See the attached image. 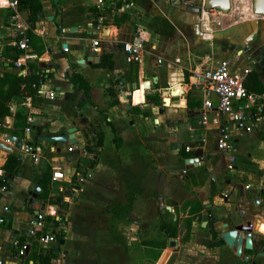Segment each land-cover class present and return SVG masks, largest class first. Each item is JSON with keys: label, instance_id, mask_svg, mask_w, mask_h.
I'll return each instance as SVG.
<instances>
[{"label": "crops", "instance_id": "crops-1", "mask_svg": "<svg viewBox=\"0 0 264 264\" xmlns=\"http://www.w3.org/2000/svg\"><path fill=\"white\" fill-rule=\"evenodd\" d=\"M171 2L180 8L174 22L180 23L175 38L166 39L160 48L159 35L149 26L153 29L167 13L157 9L156 0H104L102 6L94 0H20L21 18L29 31V49L24 52L15 44L17 32L10 24L9 11L0 6V102L7 98L12 76L22 78L36 73L40 78L39 84L34 83L33 95L22 91L4 102L9 114L0 107V173L13 176L8 181L0 179V202L9 207L0 228L2 264H33L31 257L39 252L50 257L49 264H112V258L94 252V224H85L82 217L104 194L100 184L114 180L120 172L122 187L134 183L140 193L131 188L134 193L128 192L122 203L114 204L118 209L124 207L125 212H130L135 197H152L164 181L172 180L190 192L189 198H195L188 204L186 220L180 222L174 217V221L199 224L194 217L196 212H203L204 206L216 216L230 211L233 221L253 222L252 248H242L245 254H252L244 255L246 261L235 254L237 264H254V256L264 252L255 245L259 236L264 237L258 225L264 224V211H259L264 208V113L259 112L250 123L233 122L226 115L212 112L202 119V93L193 86L191 78L193 70L227 62L232 74L243 80L247 73H254L256 82H251L247 90L252 92L258 87L257 93L264 94V17L252 14L251 0H229L226 13L215 12L219 22L214 28L202 18L199 22V14L183 8L195 6L194 2ZM37 6L39 10L35 11ZM126 25L135 27L138 34L128 40L118 38L119 30ZM135 36L143 40L144 57L146 41H150L152 53L159 52L155 62L166 63L173 73L148 72L147 77L144 68L138 70V65L125 63L121 44ZM93 40H98L97 48L92 46ZM113 45L120 68L99 67L101 54L111 53ZM19 57H24L26 75H21L14 65ZM73 73L86 81L87 94L72 81ZM154 77L153 88H146L143 94L141 89L134 90V84L144 86ZM48 92L54 93L53 98L47 96ZM131 93L132 104L126 109V96ZM28 113L34 117L29 133L24 131ZM108 121L118 129L119 147L113 142ZM244 125H250V130H245ZM72 127L73 143L70 139H44L66 134ZM223 135H227V149L218 148ZM4 136L31 144L38 150L39 159L33 161ZM90 149L101 152V156L91 154ZM160 152L178 156L172 164L161 165ZM116 154L122 155V170L102 162ZM9 155L18 160L16 174L3 171ZM194 157H201L202 161L185 164V159ZM53 168H60L65 177L51 180ZM226 173L229 178H225ZM252 176L256 177L243 186L235 182ZM35 187L38 191L34 203H29ZM224 191L226 199L220 196ZM175 193L178 196L175 190L157 194L159 200L164 196L171 199L163 206L165 212L179 209L187 199L179 200ZM37 213L44 216L42 227L30 235V223ZM180 229L178 235L182 226ZM205 230L213 234L212 229ZM53 232L61 238L54 239ZM44 235L51 237L45 246L40 240ZM19 242L27 244L23 256L26 261L16 254Z\"/></svg>", "mask_w": 264, "mask_h": 264}, {"label": "rangeland", "instance_id": "rangeland-1", "mask_svg": "<svg viewBox=\"0 0 264 264\" xmlns=\"http://www.w3.org/2000/svg\"><path fill=\"white\" fill-rule=\"evenodd\" d=\"M156 1L158 2L157 9L166 12L167 16L162 17L161 21L163 23L156 24L152 27L153 29L149 26V29L154 30L155 35H159L157 39L159 40V47L162 48L166 39L175 38L176 28L180 22L177 24L174 22H176V19L178 20L180 8L171 0ZM180 2L185 4L186 1L180 0ZM188 2H194L195 6H198L200 0H189ZM198 16V21L201 22L200 13ZM209 25H214V28L218 27L217 23H210ZM136 33L138 34L135 27L126 25L119 30L118 38L122 39L124 37L128 40ZM189 38L192 39L190 34ZM150 44V41H146L145 57L141 65L137 66L138 70L144 68L147 71V77L148 72L149 75L153 72L161 75L173 73L172 70L168 69L166 63L155 62L156 54L159 55V52L152 53ZM125 66L128 67L129 65ZM132 117L137 116L132 114ZM88 152L101 156V152L95 151V149H90ZM177 156L176 153L172 156L171 153L160 152V164L170 165ZM102 162L110 168L121 169L122 155L118 157V154H116L107 157ZM227 170H231V166ZM118 174L114 180H105L100 184L99 187L102 191L104 190V194L96 200L95 205L86 211L85 216L82 217L85 224H94V235L92 236V241L96 244L94 252L100 253L103 257L112 258V264H237L238 257L235 255L234 249L227 247L219 239L217 233L210 234L209 231L201 228L198 223L178 224V220L180 222L186 220L189 214L188 204L193 203L195 199L189 198L190 192L183 189L182 184L166 180L162 183L164 185L159 187L152 197L146 194L135 197L131 211L125 212L124 208L118 209L119 206L114 204L122 203L125 199L124 196L132 191L131 188L135 190V193H140V188L138 185L136 187L134 183H127L126 186L122 187V172ZM254 177L237 179L235 182H240V185L243 186V184L252 181ZM225 178H229V175L227 174ZM256 185L259 186V183ZM217 189L214 188L213 191L217 192ZM166 190L178 192V196L175 193V197H178L179 200L187 198L179 209L171 212L164 211L163 206L168 205L171 199L164 196L159 200L157 194L161 196L166 193ZM224 195H227L225 191L220 194L222 198ZM205 196L201 197L202 201ZM206 198L208 200L210 197ZM122 209L124 212H122ZM114 210L118 211L117 216L114 214ZM174 217L177 218V221L173 220ZM180 225L183 230L178 235V232H181ZM258 225L260 226V232L264 234V224ZM172 229L174 230L171 234ZM185 231L186 237L184 238ZM175 241L176 244L173 243ZM255 245L261 251H264V237L259 236ZM251 254V252L246 254L242 252L239 258L241 259L244 255L250 257ZM120 256L122 260H119ZM252 261H254V264H264V257L254 256Z\"/></svg>", "mask_w": 264, "mask_h": 264}, {"label": "built area", "instance_id": "built-area-1", "mask_svg": "<svg viewBox=\"0 0 264 264\" xmlns=\"http://www.w3.org/2000/svg\"><path fill=\"white\" fill-rule=\"evenodd\" d=\"M94 1L98 6L104 4V0ZM202 3L203 0H200L198 5L202 21L204 20L207 24L218 23L219 19L215 12L220 13V11L214 9L205 10L202 8ZM0 6L9 11L10 24L17 32L16 46L23 52L28 51L29 38L26 35V26L22 21L19 10L20 0H0ZM101 20V17H99L98 23ZM91 44L94 48H97L99 42L98 40H93ZM63 50L66 51L67 48ZM121 50L125 63L131 65H139L142 63L144 58V45L140 36H135L132 40L122 42ZM14 65L19 69L21 75H26L27 69L24 64V57L17 58ZM191 78L193 86L202 93V119H205L212 112L217 116L226 115L233 122L250 123L252 119L258 116L259 111L264 109V94L248 91L244 87L243 78L232 74L227 62H222L212 68L193 70ZM31 87L35 88L36 85L33 83ZM38 92L41 93V91ZM47 96L53 98L54 93L48 92ZM33 121L34 117L28 113L24 128L25 132H30ZM250 128V125H244L245 130L248 131ZM228 147L227 135H223L218 143V148L227 149ZM188 149L189 147H186V150ZM20 150L23 154L30 156L33 161L39 159L38 150L29 143L21 144ZM64 177L65 175L60 168H53L51 170V180H61ZM8 211V205L0 202V228L5 222V213ZM43 217L42 213H37L35 218L31 220L29 228L30 235H34L35 231L42 227ZM40 240L45 246L51 241V237L44 235ZM16 249L17 256L24 255V246L18 245ZM0 264H2L1 261Z\"/></svg>", "mask_w": 264, "mask_h": 264}, {"label": "water", "instance_id": "water-1", "mask_svg": "<svg viewBox=\"0 0 264 264\" xmlns=\"http://www.w3.org/2000/svg\"><path fill=\"white\" fill-rule=\"evenodd\" d=\"M183 8L194 14V15H198L200 13V8L199 6H193V5H184ZM202 8L205 10H209V9H214V10H218L221 13H226L228 8H229V0H203L202 3ZM251 12L252 14H254L255 16H262L264 17V0H251ZM26 35L29 36V31H26ZM44 66V65H42ZM155 77L153 78V80L151 82H144L142 86V84L138 85V84H134L133 88L134 90H138L141 89L142 94L144 93L146 88H153L154 87V83H155ZM131 94H127L126 96V100H127V105H126V109L130 108V105L132 104L131 101ZM163 109H160V112H162ZM73 132H74V127L69 128L66 131V134L60 135V136H56V137H51V138H44V139H51L53 141H66L68 139L71 140V143L74 142L73 139ZM221 134H223V128L221 129ZM4 139H7L11 142H13V147L15 149H20V145H21V140L19 138H14L11 136H4ZM4 148V146H1ZM6 149V148H5ZM7 150H10L7 148ZM198 156V155H196ZM204 159H207V156L204 157ZM196 161H202L201 157L198 158H187L184 160L185 164H189L191 162H196ZM12 175L10 174H1L0 173V179L1 180H10L12 179ZM38 191V188L35 187L33 192L30 194V198L28 199L29 203H34V199L36 197V192ZM255 202H258L257 200H255ZM264 211V208H263ZM240 231V233L238 231ZM245 232L244 236L242 234V232ZM221 237L224 241V243L235 249V254L237 256H240L242 253V248L243 249H251L252 248V242H253V238H254V234H252V224H245V225H237L235 227L234 230L231 231H224L223 233H221ZM60 243H63V240L60 241ZM260 256H264V252H260L259 253ZM248 258L246 256H243V260L246 261Z\"/></svg>", "mask_w": 264, "mask_h": 264}, {"label": "trees", "instance_id": "trees-1", "mask_svg": "<svg viewBox=\"0 0 264 264\" xmlns=\"http://www.w3.org/2000/svg\"><path fill=\"white\" fill-rule=\"evenodd\" d=\"M39 10V7L37 6L35 11ZM112 52L111 53H104L101 54L100 56V62L98 64L99 67L107 68L108 70H115L120 68V62H119V55L115 53V46H112ZM72 81L75 82L76 85H78L83 91L87 94L88 92V85L86 81L82 78L80 74L73 73L71 77ZM243 84L246 89H249V85L251 82H256L255 74L254 73H247V77L244 78ZM40 78L37 76L36 73L30 74L29 76L26 77H17V76H12L11 79V85L10 89L7 92V98L4 97V100L0 102V107L4 109L5 114H9V109L8 106L5 105V101L9 99V97L15 96L18 93H22V91H25L27 95H33L35 90L34 88L31 87V84L35 83L36 85L39 84ZM21 85H23V89H21ZM258 87L252 89V92L257 93ZM136 98L139 100L140 98V92L136 94ZM146 100H148V97H146ZM157 100V99H156ZM260 113H264V109L259 111ZM108 125H110V128L114 134L113 142L116 147L120 146L121 139L117 136L118 134V129L115 127V125L112 122H106ZM98 144H101V139H98ZM8 164L3 168L4 172L11 173V174H16L17 173V166H18V160L16 159V156L14 155H9L8 157ZM3 183V182H2ZM124 208V207H122ZM125 211L127 209H124ZM122 212L123 209H122ZM118 214V211L116 212ZM54 239L59 240L61 236L58 234V232H53ZM20 246H24L25 250L27 248V244L24 242H19ZM22 259L26 261L27 259L23 257ZM32 260L34 261L33 264H49V256L44 253H36L32 255Z\"/></svg>", "mask_w": 264, "mask_h": 264}, {"label": "flooded vegetation", "instance_id": "flooded-vegetation-1", "mask_svg": "<svg viewBox=\"0 0 264 264\" xmlns=\"http://www.w3.org/2000/svg\"><path fill=\"white\" fill-rule=\"evenodd\" d=\"M224 199L227 198V195L223 196ZM263 212V207L259 210ZM194 221H199V226H202L205 229L213 230V233H217L218 237L222 239L221 233L224 231H231L234 230L237 225H245V224H253L251 220H245L242 222H236L231 219V212L225 211L224 215L216 216L211 209H208L206 206L203 207V212L198 214L196 212ZM204 222V225L202 224ZM238 231V230H237ZM240 233V231H238ZM243 236L245 232H242ZM224 242V241H223Z\"/></svg>", "mask_w": 264, "mask_h": 264}, {"label": "bare ground", "instance_id": "bare-ground-1", "mask_svg": "<svg viewBox=\"0 0 264 264\" xmlns=\"http://www.w3.org/2000/svg\"><path fill=\"white\" fill-rule=\"evenodd\" d=\"M135 93V92H134ZM134 93H133V96H134ZM131 96H132V93H131ZM131 101H132V97H131Z\"/></svg>", "mask_w": 264, "mask_h": 264}]
</instances>
